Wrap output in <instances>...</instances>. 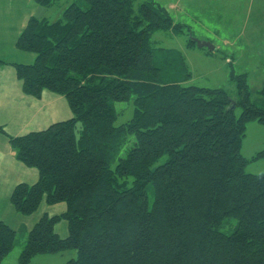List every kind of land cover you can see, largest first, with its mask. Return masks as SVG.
Instances as JSON below:
<instances>
[{
	"label": "trees",
	"instance_id": "16d2710c",
	"mask_svg": "<svg viewBox=\"0 0 264 264\" xmlns=\"http://www.w3.org/2000/svg\"><path fill=\"white\" fill-rule=\"evenodd\" d=\"M61 1L33 0L44 9ZM83 1L56 22L31 17L17 41L36 56L15 66L24 94L62 96L73 113L10 139L18 161L39 173L15 187L14 210L29 218L44 204L67 208L34 224L17 264L70 250L77 258L67 264H264V173L246 172L264 151L242 154L247 125L264 124V109L251 103L247 75L231 71L240 95L232 107L223 89L187 85L193 74L178 51L152 45L158 31L184 34L166 7ZM118 103L134 107L121 125ZM63 221L66 238L55 229ZM17 232L0 222V264Z\"/></svg>",
	"mask_w": 264,
	"mask_h": 264
},
{
	"label": "rangeland",
	"instance_id": "374dc122",
	"mask_svg": "<svg viewBox=\"0 0 264 264\" xmlns=\"http://www.w3.org/2000/svg\"><path fill=\"white\" fill-rule=\"evenodd\" d=\"M166 7L175 24H181L184 34L173 31H158L152 37L155 48L176 50L184 58L185 64L193 74L187 85L208 89L225 90L233 102L240 101L237 84L230 78L231 71L236 75H247L251 103L264 109V20L261 23L255 14L258 0H223L222 9L212 5L213 0H153ZM263 3L264 0H261ZM73 3L83 4V0H62L52 8L43 10L44 18L56 22L63 17L64 11ZM176 4V8H171ZM44 9V8H42ZM239 11V13H235ZM247 19V20H246ZM244 28V29H243ZM247 29V30H246ZM187 31H190L189 33ZM240 33H243L240 36ZM188 40H196L212 44L215 52L208 48H192L187 50ZM190 49V48H189ZM226 56L233 60L226 63ZM120 113L116 125L125 124L133 117L132 103H118ZM242 108L236 107L235 115L240 116ZM264 149V124L251 122L247 125L246 138L243 142L242 154L251 159ZM249 174L264 173V159L252 162L246 168ZM66 229V222H61ZM224 231H226L223 228ZM228 232V231H227ZM28 231L20 227L17 232V243L14 251L8 256L7 264H17L18 258L27 241ZM77 258L74 250L58 255L36 257L31 264H67Z\"/></svg>",
	"mask_w": 264,
	"mask_h": 264
},
{
	"label": "crops",
	"instance_id": "0c3cea01",
	"mask_svg": "<svg viewBox=\"0 0 264 264\" xmlns=\"http://www.w3.org/2000/svg\"><path fill=\"white\" fill-rule=\"evenodd\" d=\"M191 1L186 0V3ZM222 1L213 0L212 5L222 9ZM254 5L255 14L263 23L264 2L258 0ZM171 8H176V4ZM43 10L45 9L37 6L33 0H0V62H3L0 64V222L8 224L16 231L24 226L29 232L44 214L60 215L67 209L65 204H44L33 217L23 218L10 203L16 186L34 185L39 180L37 170L29 169L18 161L10 139L45 131L54 124L73 118L72 110L64 97L48 91H44L39 99L29 97L24 94L23 83L17 78L16 65H33L36 60L34 54L19 51L16 47L17 41L31 17H45ZM236 12L239 13L235 10ZM191 49L187 47L188 51ZM225 59L227 64L233 62L229 56ZM55 229L60 237L68 236L67 225L64 229L60 223Z\"/></svg>",
	"mask_w": 264,
	"mask_h": 264
},
{
	"label": "water",
	"instance_id": "95a60500",
	"mask_svg": "<svg viewBox=\"0 0 264 264\" xmlns=\"http://www.w3.org/2000/svg\"><path fill=\"white\" fill-rule=\"evenodd\" d=\"M194 42L196 43L197 47L200 49L201 48H208L210 50V52H214V50H215V47L210 43L200 42V41H196V40H194ZM234 105H235V102H232V107H234Z\"/></svg>",
	"mask_w": 264,
	"mask_h": 264
}]
</instances>
